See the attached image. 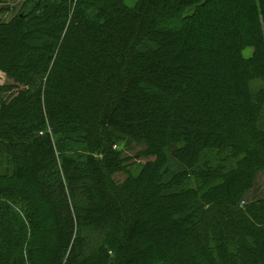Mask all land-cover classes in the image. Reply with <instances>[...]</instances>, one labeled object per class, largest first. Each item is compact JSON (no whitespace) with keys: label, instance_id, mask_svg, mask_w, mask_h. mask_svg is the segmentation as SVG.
<instances>
[{"label":"trees","instance_id":"obj_1","mask_svg":"<svg viewBox=\"0 0 264 264\" xmlns=\"http://www.w3.org/2000/svg\"><path fill=\"white\" fill-rule=\"evenodd\" d=\"M21 1L0 264H264V0Z\"/></svg>","mask_w":264,"mask_h":264},{"label":"rangeland","instance_id":"obj_2","mask_svg":"<svg viewBox=\"0 0 264 264\" xmlns=\"http://www.w3.org/2000/svg\"><path fill=\"white\" fill-rule=\"evenodd\" d=\"M127 3H133L135 0H125ZM4 8V12L0 15L4 21L10 20L12 16L16 13H22L25 10V5L21 0H0V8ZM250 50L245 51L244 56L248 58L250 56ZM6 83V78L4 75L0 74V84L3 85ZM252 187L257 191L255 193V197H259L260 195H264V175L259 174L255 177L254 182L252 183ZM248 198L253 200V195H249ZM248 198L245 200L248 202Z\"/></svg>","mask_w":264,"mask_h":264}]
</instances>
